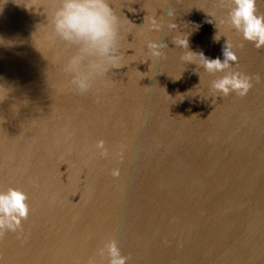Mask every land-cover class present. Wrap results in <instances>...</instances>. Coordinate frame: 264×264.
<instances>
[{"label": "water", "instance_id": "95a60500", "mask_svg": "<svg viewBox=\"0 0 264 264\" xmlns=\"http://www.w3.org/2000/svg\"><path fill=\"white\" fill-rule=\"evenodd\" d=\"M24 2L0 0V189H23L31 212L0 240V264H85L110 239L127 264H264V48L220 23L219 0H112L123 67L80 95ZM151 16L162 31L148 30ZM181 34L211 59L228 39L249 92L214 93L224 73L182 61ZM150 40L165 58L148 57Z\"/></svg>", "mask_w": 264, "mask_h": 264}, {"label": "clouds", "instance_id": "9594fccd", "mask_svg": "<svg viewBox=\"0 0 264 264\" xmlns=\"http://www.w3.org/2000/svg\"><path fill=\"white\" fill-rule=\"evenodd\" d=\"M219 4L227 8L226 17L220 20L221 24H226L240 34L243 40L252 42L257 49L264 48V13L259 12L257 0H219ZM22 5L45 17L48 46L60 51V71L67 80V86L76 94H87L97 80L106 77L112 69L123 67L120 46L123 24L112 6V0H25ZM167 16L173 17L174 9H167ZM144 24L149 31L163 30V25L156 16L144 18ZM167 27L171 31L177 25L169 22ZM221 36L224 35L218 31L213 38L214 42H218ZM173 43L186 50L180 57L182 61L197 63L193 59V55H197V64L206 72L224 73L211 82L214 93L227 97L235 92L244 97L251 89V77L233 66L238 62V57L228 39L222 48L223 59H211L202 52L187 50L189 41L182 34L174 36ZM60 45L63 47H58ZM167 47L163 41H148V57L165 58L163 49ZM65 51L68 52L66 57L63 56ZM7 91L0 86V102L6 98ZM2 122L0 118V123ZM125 147L120 146L118 154L121 160ZM95 149L100 157L109 155L103 139L96 141ZM110 174L119 178L121 170L115 167ZM33 184L35 186V182ZM30 212L27 192L13 186L0 189V240L8 232L23 233V222L28 219ZM129 259V256L122 254L118 241L110 239L102 241L85 264H127Z\"/></svg>", "mask_w": 264, "mask_h": 264}]
</instances>
